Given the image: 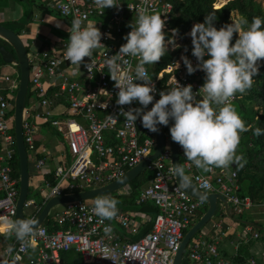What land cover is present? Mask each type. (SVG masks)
Masks as SVG:
<instances>
[{"label":"built area","instance_id":"2783aa9c","mask_svg":"<svg viewBox=\"0 0 264 264\" xmlns=\"http://www.w3.org/2000/svg\"><path fill=\"white\" fill-rule=\"evenodd\" d=\"M176 1L120 0L118 6L101 10L93 0H54V8L70 22L79 17L87 25L93 17L101 18L94 25L103 34L101 43L104 46L95 50L92 57H85L80 67L65 59L68 41L50 49L33 48L29 51L30 74L23 113V136L30 179L40 180L36 185L44 204L54 196L67 193V190L93 189L109 184L155 152L158 144L156 132L144 128L140 118L135 123L128 122L121 114L122 110L128 111L141 105L136 101L123 106L116 103L119 89L111 79L107 61L113 59L121 73L133 75L138 58L122 56L119 60L115 59L120 47L126 43L125 37L132 30L130 24L140 10L147 9L160 13L165 20L164 29L171 30L176 36L177 32L169 29ZM183 56H187L194 66L197 64V59L190 52L182 53L156 76L145 66L157 90L153 102L145 111L150 110L160 98V91L170 90L177 82L181 86L191 84L193 92L199 93L205 82V73L197 70L188 74ZM90 63L94 65L92 71L85 67ZM61 65L65 67L59 69ZM0 81L8 83L10 88L7 93L0 89V215L14 220L19 196V180L14 175L17 152L14 103L20 78L4 74L0 75ZM237 96L232 97L230 103ZM43 126L54 129L63 142L52 146L41 142L43 135L40 130ZM167 141L165 132L162 153L147 167L152 172V179L142 188L137 199L138 204L151 202L159 208L151 231L138 239H124L120 229L136 233V218L140 215L147 219L146 213L118 211L112 220H102L94 214L95 200L69 202L50 213L59 229L51 231L46 225H39L38 234L31 237L34 242L31 246H22L13 236L4 250L2 264H64L62 252L70 250L82 254L83 261L76 264H175L186 231L194 224L198 211L206 202L179 186L178 177L172 174L173 147L172 144L168 147ZM179 156L182 166L191 174L192 183L201 191L223 194L237 214H243L255 205L249 196L241 195L235 169L213 167L203 173L184 157L180 145ZM34 205L35 200L27 198L25 211ZM37 213L31 214V219H35ZM117 222L120 229L116 226ZM109 227L110 231H106ZM6 229L7 225L0 224L1 235H7ZM8 247L13 248L10 254H6ZM33 249L37 250L36 256H31ZM256 263L255 258L246 263L221 258L216 245L200 236L193 238L185 262Z\"/></svg>","mask_w":264,"mask_h":264},{"label":"clouds","instance_id":"9594fccd","mask_svg":"<svg viewBox=\"0 0 264 264\" xmlns=\"http://www.w3.org/2000/svg\"><path fill=\"white\" fill-rule=\"evenodd\" d=\"M93 3L103 10L118 6L120 0H93ZM216 18L215 12H209L202 23L191 29L192 55L197 64L194 66L187 56L182 57L188 74L197 70L205 73L199 93L193 92L191 84L181 86L177 82L170 90L160 91V98L145 111L157 91L145 66L158 62L165 55L167 44L173 42L165 40V20L160 13L140 10L130 24L132 30L125 37L126 43L117 53V60L122 56L138 58L133 75L121 73L113 59L107 61L111 79L119 89L116 103L123 106L136 101L141 105L122 110L125 120L135 123L140 118L142 126L151 132L158 131V125L168 126L170 120L173 121L172 141L182 147L188 161L205 172L241 160L236 155L240 133L249 129L230 100L252 87L253 77L260 68L258 62L264 60V18L253 17L250 23L246 19L232 21L219 28L214 23ZM56 27L61 25L57 23ZM68 31L70 36L64 56L71 64L80 67L85 57H92L95 50L104 46L101 43L103 34L96 24L84 25L81 18L74 17ZM85 67L92 71L94 65L85 64ZM254 134L260 136L264 130L256 128ZM172 174L179 178L181 188L190 186V177L179 163ZM118 203L115 198L97 197L94 214L102 220H112L117 215ZM0 224L7 225L6 234L14 236L22 246H31L34 243L31 237L38 234L35 219L17 217L12 220L0 215ZM106 231H110V227ZM12 251L13 248L8 247L6 254Z\"/></svg>","mask_w":264,"mask_h":264},{"label":"crops","instance_id":"0c3cea01","mask_svg":"<svg viewBox=\"0 0 264 264\" xmlns=\"http://www.w3.org/2000/svg\"><path fill=\"white\" fill-rule=\"evenodd\" d=\"M37 2L39 6L44 5L46 9L40 10L38 7H34V13L30 15V17L29 6L26 8V6H23L22 3L17 0H0V24H9L10 26L12 25L18 27L19 22L24 21L26 18L29 19L27 25L21 28L20 34L25 38L26 45L28 47V50L30 51L33 48L50 49L52 47H57L60 43L67 41L70 36L68 29L71 27V22L68 18L63 17L60 12H58L54 8V0H37ZM100 19L101 18L99 17H93L90 20V23L94 24L96 20ZM57 23H59L61 27H56ZM10 65L15 64L1 65L0 75L10 74L11 76L15 77V75L11 74V72L14 73L15 68L14 66ZM0 89H2V91H4L5 93L10 91L8 83L3 81H0ZM40 140L41 142L46 143V145L48 146L55 145L54 141L48 142L47 144L43 136ZM50 140L51 138H48V141ZM227 168L230 167L227 166ZM200 171H202L203 173L208 172H205L203 170ZM189 175L190 181H192L191 174L189 173ZM150 180L151 179H149V182ZM37 182H40V180H38L37 178L30 179V188H32V190L40 196H38L37 200L33 196H30V189L28 199L35 200V205L25 211L26 216L30 219L31 214L38 212V200L39 198H42L41 194L39 193L40 190L36 185ZM77 189L89 190L88 188L83 187ZM77 189L67 190L66 192H80L76 191ZM131 190L132 188L128 184L119 191L121 195L124 194L123 196H125L126 199H119V203L117 205L118 211L122 210V212H143L147 214L148 218L144 219L140 215L137 216L136 221L138 227L136 233H134L132 230H127L125 228L120 229V225L117 222L116 226L120 229V234L124 239H138L142 235L151 231L153 227V220L156 217V215H151L150 213L142 209L141 206L137 205V207L135 208H129L128 203L126 202H129L130 200L129 197ZM219 195L221 198H218L217 200L216 213L214 217L201 229V232L197 233L194 237L200 236L205 238L209 243L215 244L218 248V256L221 258L240 263H246L249 259L255 258L257 261L256 264H264V260L262 259V253L264 252V204L254 205L249 210H246L243 214H237L233 210L231 204L223 200V194L219 193ZM206 205H208L209 208L208 202H206ZM60 207L61 205H57L52 210L54 211V209H58ZM123 208L125 209L123 210ZM198 220L199 219L197 215L194 220V223H196ZM189 228L187 229L186 233L190 230ZM8 236L9 235L3 236L0 234V264H2L4 261L5 248L11 243L13 239V236ZM192 240L186 247V254L184 252L183 258L185 257V262L186 255L190 244L192 243ZM36 253V249L31 250V256H36ZM82 261V254L77 251L69 255L66 260H63L64 264H76Z\"/></svg>","mask_w":264,"mask_h":264},{"label":"trees","instance_id":"16d2710c","mask_svg":"<svg viewBox=\"0 0 264 264\" xmlns=\"http://www.w3.org/2000/svg\"><path fill=\"white\" fill-rule=\"evenodd\" d=\"M17 1L22 3L23 6H26V8L29 6V16L34 13V7H38L40 10L46 9L44 5L39 6L37 0ZM123 1L126 2L127 0ZM217 2L218 0L176 1L174 17L169 24V29L175 30L178 37L183 42L180 45H177L174 49L167 46L165 55H163L158 62L152 65H147L153 76H156L158 72L168 64L175 62L182 53L192 52L191 36L188 33L191 32L194 24L202 23L209 12H215L217 18L214 23L217 28L229 24L234 20L240 21L246 19L250 23L253 17L259 16L264 18V5L259 0H228L224 5L217 6L218 8L215 7ZM28 22L29 19L26 18L24 21L19 22L18 27L10 26L9 24L4 25L20 34L21 28L26 26ZM163 31L165 33L166 42L173 40L175 36L171 30L164 29ZM235 38L236 36L234 35L233 42ZM0 44L6 46L8 44L9 46H7V48L13 51L12 46L1 37ZM185 49H187V51H185ZM258 63L260 64V68L258 74L253 77L252 87L243 94L237 93L238 96L236 97V100H243L248 104L247 106L241 105V111L244 114L242 119L249 130L240 133L236 155L240 156L241 160L238 163L234 162L230 164L229 167L238 172L241 195L245 197L249 196L255 205H262L264 204V134L257 136L254 134V130L256 128L264 130V60H261ZM3 64L8 63L4 62L0 55V66ZM15 78L19 79L20 76H15ZM168 126L170 128V124ZM14 168V175L19 180L18 188L20 189V161L18 151L15 156ZM147 180L148 179L142 180L140 174L129 183L132 192L130 193L129 202L126 203H128L129 208H135L137 205L141 206L142 209L155 216L159 212V208L156 205L151 202H145L142 204L137 203L142 186ZM82 190L83 189H77L76 191ZM37 196H39V194H37ZM105 196L115 198L117 194L111 193ZM38 203L39 211L37 215L41 212L44 206V200L39 198ZM124 209L125 208H123V210ZM207 209L208 205L205 204V206L198 212V219H200ZM43 224L51 231L59 229L52 214H49L46 217ZM199 232H201V230H199ZM74 252L76 251L70 250L62 252L63 260H66L67 257ZM183 264H185V257L183 258Z\"/></svg>","mask_w":264,"mask_h":264},{"label":"water","instance_id":"95a60500","mask_svg":"<svg viewBox=\"0 0 264 264\" xmlns=\"http://www.w3.org/2000/svg\"><path fill=\"white\" fill-rule=\"evenodd\" d=\"M224 5V4H223ZM0 37L6 40L13 48V51L8 49L6 45H0V55L4 62L8 64H15L20 69V86L16 93L15 103H14V116H15V137L17 144V151L20 161V189L17 201V212L15 219L28 218L24 209V203L28 198L30 192V172H29V162L28 153L23 136V113L26 104V96L29 86V74H30V64H29V50L26 42L21 34L14 31L13 29L7 27L4 24H0ZM65 65H61L59 69H63ZM152 107V106H151ZM173 121L170 120V127ZM158 137V144L155 152L149 157L142 160L139 164L129 169L124 175L114 180L113 182L100 186L97 188L83 190L75 193H66L62 195H57L49 199L43 206L41 212L35 218L37 221V227L43 224L46 217L51 213L52 209L57 205H62L69 202H79L89 199H96L99 196L109 195L113 192L120 191L124 186L128 185L132 180L139 176L151 161L159 157L165 147V132L163 125H158V131H156ZM173 147V158L172 163L175 167L177 163L181 165V160L179 156V144L172 141ZM182 166V165H181ZM84 183V181H83ZM178 184H180L178 178ZM189 194L197 199H202L209 203V208L200 217V219L193 224L190 230L186 233L182 240L178 253L176 255L175 264H182V259L186 247L192 240V238L201 230L215 215L217 200L221 198L219 193H208L206 191H201L192 182L190 186L183 188ZM224 197V196H223ZM223 200L228 203V200L224 197Z\"/></svg>","mask_w":264,"mask_h":264},{"label":"rangeland","instance_id":"374dc122","mask_svg":"<svg viewBox=\"0 0 264 264\" xmlns=\"http://www.w3.org/2000/svg\"><path fill=\"white\" fill-rule=\"evenodd\" d=\"M221 1H223L222 3H221ZM228 0H218V2L216 3V5H215V7H219V6H221L220 4H225L226 2H227ZM259 1H261L262 2V4L264 5V0H259ZM217 7V8H218ZM234 21H236V20H234ZM195 25V24H194ZM193 25V26H194ZM189 35H190V32L188 33ZM24 38V37H23ZM24 40H25V38H24ZM173 42L172 43H169V44H167V46H169L170 48H172V49H174L177 45H180L183 41L176 35L174 38H173V40H172ZM7 46H9L8 44H7ZM30 51V50H29ZM190 53V52H189ZM208 57H206L205 59H207ZM10 66H14V68H15V70H14V73L13 72H11V74H13V75H15V76H17V77H19L20 76V70L18 69V67L17 66H15V65H10ZM17 93V92H16ZM231 104H233L234 106H235V109H236V111L238 112V114L240 115V117H241V119H242V116L244 115L243 114V112L241 111V105H248L247 103H245L243 100H234V101H232L231 102ZM243 120V119H242ZM164 129H165V132H166V134H167V136H168V141H167V146L168 147H170L171 146V139H170V128H169V126H164ZM40 133L43 135V137L45 138V140H46V142H47V144H48V142H51V141H54L55 143H57V142H60V143H62L63 141H62V139L56 134V131L54 130V129H52L51 127H47V126H43L42 128H41V130H40ZM48 138H51V140L50 141H48ZM62 147H65V145H62ZM29 156L31 157V160H33L32 159V152H30L29 153ZM33 165H32V162L30 163V169H31V172L33 171ZM185 169V168H184ZM185 174L186 175H188L189 177H190V175H189V173L185 170ZM151 176H152V172L149 170V169H145L143 172H142V174H141V179L142 180H145V179H148L144 184H143V186H142V188L149 182V178H151ZM152 179V178H151ZM192 182H193V180H192ZM31 189V193H30V196H33L36 200L38 199V196H37V194L32 190V188H30ZM114 194H117V196L115 197V199L116 200H118L119 201V199H126V197L125 196H123V195H121L120 194V192L119 191H116V192H113ZM191 228V227H190ZM189 228V229H190ZM10 236V235H9ZM8 236V237H9Z\"/></svg>","mask_w":264,"mask_h":264},{"label":"bare ground","instance_id":"6f19581e","mask_svg":"<svg viewBox=\"0 0 264 264\" xmlns=\"http://www.w3.org/2000/svg\"><path fill=\"white\" fill-rule=\"evenodd\" d=\"M223 1H221V3H222ZM220 5H222V4H220Z\"/></svg>","mask_w":264,"mask_h":264},{"label":"flooded vegetation","instance_id":"af4514ba","mask_svg":"<svg viewBox=\"0 0 264 264\" xmlns=\"http://www.w3.org/2000/svg\"><path fill=\"white\" fill-rule=\"evenodd\" d=\"M165 130V129H164Z\"/></svg>","mask_w":264,"mask_h":264}]
</instances>
